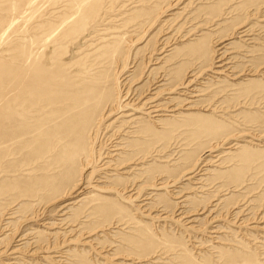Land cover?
<instances>
[{
  "label": "rangeland",
  "instance_id": "rangeland-1",
  "mask_svg": "<svg viewBox=\"0 0 264 264\" xmlns=\"http://www.w3.org/2000/svg\"><path fill=\"white\" fill-rule=\"evenodd\" d=\"M0 264H264V0H0Z\"/></svg>",
  "mask_w": 264,
  "mask_h": 264
},
{
  "label": "bare ground",
  "instance_id": "bare-ground-1",
  "mask_svg": "<svg viewBox=\"0 0 264 264\" xmlns=\"http://www.w3.org/2000/svg\"><path fill=\"white\" fill-rule=\"evenodd\" d=\"M154 99H156V97H154L153 98V100ZM151 100V99H150ZM152 101V100H151ZM152 107H154V108H152ZM150 110H152V111H158V110H161L162 109V107H158L157 105H154V106H150ZM173 110V109H172Z\"/></svg>",
  "mask_w": 264,
  "mask_h": 264
}]
</instances>
